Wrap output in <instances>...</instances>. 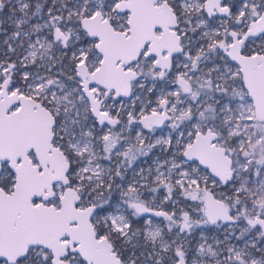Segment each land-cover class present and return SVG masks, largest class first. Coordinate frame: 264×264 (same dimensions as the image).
Returning <instances> with one entry per match:
<instances>
[{
  "label": "snow or ice",
  "instance_id": "snow-or-ice-1",
  "mask_svg": "<svg viewBox=\"0 0 264 264\" xmlns=\"http://www.w3.org/2000/svg\"><path fill=\"white\" fill-rule=\"evenodd\" d=\"M0 264H264V0H0Z\"/></svg>",
  "mask_w": 264,
  "mask_h": 264
}]
</instances>
